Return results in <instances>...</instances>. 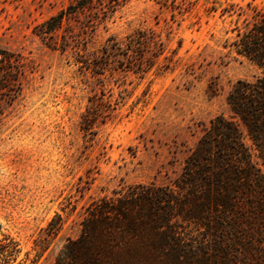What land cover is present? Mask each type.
<instances>
[{"label":"rangeland","instance_id":"rangeland-1","mask_svg":"<svg viewBox=\"0 0 264 264\" xmlns=\"http://www.w3.org/2000/svg\"><path fill=\"white\" fill-rule=\"evenodd\" d=\"M68 3L0 0V48L21 52L34 67L0 116V238L9 235L20 248L7 264L35 256L34 239L56 214L62 225L34 264H53L79 235L92 200L129 184H171L210 119L233 115L227 103L233 83L261 74L223 43L254 8L264 9V0L121 1L85 34L86 52L137 31L161 44L151 41L142 51L144 71L127 70L120 56L102 74L81 69L73 49L52 48L33 31ZM231 4L242 14L225 12ZM94 103L106 116L86 133L82 115Z\"/></svg>","mask_w":264,"mask_h":264},{"label":"trees","instance_id":"trees-1","mask_svg":"<svg viewBox=\"0 0 264 264\" xmlns=\"http://www.w3.org/2000/svg\"><path fill=\"white\" fill-rule=\"evenodd\" d=\"M121 1L126 0H69L33 31L52 48L73 49L81 69L102 74L124 56L127 70L142 72V51L151 41L161 44L154 34L137 31L125 42L111 37L102 50L86 52L85 34ZM239 9L231 4L224 10L241 15ZM71 21L79 23L78 31ZM231 31L223 43L228 53L261 70L253 80L233 83L227 95L233 115L210 119L171 184H129L92 200L79 235L63 244L53 264H264V9L254 8L251 20ZM33 68L21 52L0 48V116L21 95L23 79ZM108 102L102 104L109 107ZM97 106L82 115L86 133L100 114L106 116ZM62 222L56 214L41 229L34 239L35 256L21 264L36 262ZM19 252L13 237L0 238L2 264Z\"/></svg>","mask_w":264,"mask_h":264}]
</instances>
